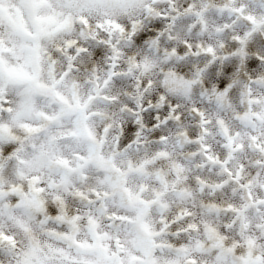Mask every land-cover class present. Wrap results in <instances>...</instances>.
Here are the masks:
<instances>
[{"label": "clouds", "instance_id": "obj_1", "mask_svg": "<svg viewBox=\"0 0 264 264\" xmlns=\"http://www.w3.org/2000/svg\"><path fill=\"white\" fill-rule=\"evenodd\" d=\"M0 264H264V0H0Z\"/></svg>", "mask_w": 264, "mask_h": 264}]
</instances>
